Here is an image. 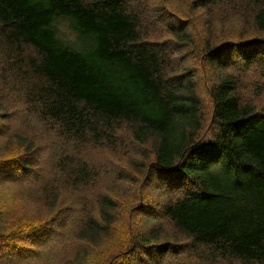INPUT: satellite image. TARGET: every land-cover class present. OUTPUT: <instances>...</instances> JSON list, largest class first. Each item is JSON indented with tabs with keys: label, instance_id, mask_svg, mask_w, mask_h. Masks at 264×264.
Masks as SVG:
<instances>
[{
	"label": "trees",
	"instance_id": "obj_1",
	"mask_svg": "<svg viewBox=\"0 0 264 264\" xmlns=\"http://www.w3.org/2000/svg\"><path fill=\"white\" fill-rule=\"evenodd\" d=\"M142 1L143 8L150 5V22L144 21ZM172 1L0 0V38L21 59L24 47L35 49L28 62L43 77L31 82L23 73V85L38 97L28 93L21 101L74 151H60L46 167L36 139L14 123L15 107L0 100V136L5 140L8 133L5 146L18 149L0 156V177L10 184L45 177L51 188L56 173L59 186L46 203L53 211L62 190L81 191L99 175L82 158V143L110 145L106 154L112 155L127 136L132 144L149 146L136 159L146 175L161 172L157 181L146 180L143 195L151 192L160 211L147 210L149 225L136 233L132 214L144 201L139 197L128 206L130 230L110 248L106 264H167L166 258L176 264H264V111L245 98L253 89L264 93V0H191L184 18L177 17ZM216 7L222 14L242 10V30L233 40L217 41L205 17L197 43L192 19L210 17ZM150 30L163 35L148 38ZM182 51L200 62L185 67ZM203 65L214 75L204 77L211 78L207 96L197 88ZM254 68L263 78L259 86ZM138 187L143 192L145 182ZM97 204L98 216L89 215L74 237L99 246L112 239L126 205L104 192ZM78 205L86 204L79 199ZM30 213L27 201L22 213L0 219V250L42 229ZM58 214L48 219L56 227ZM79 251L63 263L82 264L85 251Z\"/></svg>",
	"mask_w": 264,
	"mask_h": 264
},
{
	"label": "rangeland",
	"instance_id": "obj_2",
	"mask_svg": "<svg viewBox=\"0 0 264 264\" xmlns=\"http://www.w3.org/2000/svg\"><path fill=\"white\" fill-rule=\"evenodd\" d=\"M191 0H173L168 4L174 6L177 11V17H185L187 15L188 4ZM144 1L140 2V6L143 8ZM220 7H216L211 10L210 17L205 14H199L192 19V27L190 28L197 43L200 41V36L205 33V17H207L210 26L213 28L214 35L217 41L221 40H233L237 34L242 30L244 12L242 10H235L228 14H222L219 12ZM173 9V8H172ZM170 12H173L170 8ZM144 21H151V8L150 5L143 8ZM161 15V14H160ZM165 19V17H162ZM160 22L154 21V24ZM68 23L64 22L61 26L68 29ZM163 33L160 31L157 35L154 30H150L148 38L160 39ZM24 59L19 56H14V51L9 49L5 43L4 38H0V100L3 102L6 108L14 109V123L18 125L21 130L27 134L33 136L39 147H37L41 157L45 158L46 167L48 162L57 159L58 153L63 151V154H69L74 152L70 150L66 145V141L62 140L52 128V125H48L42 122L37 116L30 113L29 104H24L23 100L28 93H36L37 90H29L23 84V73L27 74V79L31 82L43 78L40 73L31 70L29 57H34L36 52L32 47H24ZM181 55L186 57L184 66L192 67V64H198L200 62L199 57H196L193 53L181 52ZM21 71H20V68ZM238 68V66H237ZM205 75L208 77L214 76L212 70L207 65L200 67L198 74L197 88L199 92L207 96L208 83L211 84L210 79H204ZM253 79L255 84L259 86L263 80L260 69L254 68ZM22 82H21V81ZM12 99L13 102H9L7 99ZM246 99L255 103L259 109L264 111V93H260L258 88L250 91L246 96ZM209 100V98L207 99ZM14 106V107H13ZM58 124V123H57ZM59 125V124H58ZM23 126V128H22ZM11 130L17 129L15 125L11 126ZM1 131V130H0ZM203 134V131L201 132ZM209 135L210 133H205ZM8 133H5V140L0 136V156L14 155L18 152V149L14 143H8L6 146V139ZM124 144L117 150H114L112 155H107L110 145L97 146L93 148L91 145L82 143L83 153H80L82 158L89 162V165L98 169V177L92 183L82 186L81 191L74 192L72 189L62 190L61 195L58 198L60 206L53 210L48 211L46 203L52 202L53 189L59 186V176L53 173L51 176L53 187L49 188V184L44 181L45 177H40V183H32L38 180L29 178L30 181L27 184L11 183L9 180H3L0 177V219H10L23 212V206L28 201L29 209L32 215H36L41 224L42 229L31 230V236L27 239V233L21 235L19 240L14 243H8L3 245L0 250V264H9L8 259L18 257L13 264H64L63 262L69 256H72L78 249L85 251L86 258L82 264H106L108 259V253L111 247H113L121 235L128 233L129 228V207L132 204L140 202L142 198L144 208L134 212L133 216V230L132 232L141 233L146 231L147 223L146 217H148L147 210L154 208L156 211H160V207L156 206L154 200L155 196L149 192L143 197L148 185L146 180L151 182L157 181V177L161 172L156 175H146V171L142 170L141 162L136 161L140 158V152L144 151L148 153V144L145 146H139L132 144L127 136H122ZM3 144V145H2ZM2 145V146H1ZM43 148L45 151H43ZM104 149V150H102ZM144 158V156L142 157ZM141 158V159H142ZM135 161V162H134ZM72 172V171H71ZM70 172V175H71ZM69 175V177H70ZM138 182H145L143 192L138 187ZM32 183V184H31ZM31 184V186H30ZM141 187V186H140ZM109 193L114 197H119L124 201L122 207V214L115 225L112 227L113 237L107 239L102 245L96 246L86 241L79 240L74 237L75 230L84 223L86 224L87 218L92 213L98 216V204L97 197L100 193ZM35 199L36 202L31 204L28 199ZM79 199H82L86 205H78ZM59 210L57 219L59 221L57 227L51 224L53 221H49L55 216V213ZM129 217V219H128ZM128 219V220H127ZM82 223V224H81ZM166 229L170 231L172 227L166 226ZM171 232V231H170ZM171 235H174L173 233ZM180 239V238H179ZM181 240V239H180ZM79 251V252H81ZM32 254H37L32 256ZM56 254L58 257H56ZM192 254L187 256L185 263L191 259ZM25 261V263L23 262ZM167 264H176L170 258H166ZM197 263V259H196Z\"/></svg>",
	"mask_w": 264,
	"mask_h": 264
}]
</instances>
